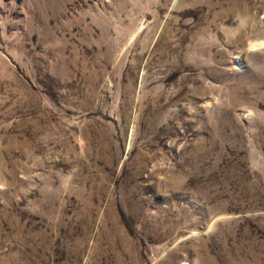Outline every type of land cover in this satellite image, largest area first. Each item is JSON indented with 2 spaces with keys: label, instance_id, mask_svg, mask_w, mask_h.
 <instances>
[{
  "label": "rangeland",
  "instance_id": "rangeland-1",
  "mask_svg": "<svg viewBox=\"0 0 264 264\" xmlns=\"http://www.w3.org/2000/svg\"><path fill=\"white\" fill-rule=\"evenodd\" d=\"M0 264H264V0H0Z\"/></svg>",
  "mask_w": 264,
  "mask_h": 264
}]
</instances>
